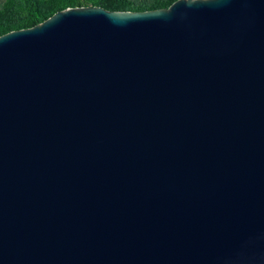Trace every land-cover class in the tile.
I'll return each instance as SVG.
<instances>
[{"label": "water", "instance_id": "water-1", "mask_svg": "<svg viewBox=\"0 0 264 264\" xmlns=\"http://www.w3.org/2000/svg\"><path fill=\"white\" fill-rule=\"evenodd\" d=\"M0 264H264V0L0 36Z\"/></svg>", "mask_w": 264, "mask_h": 264}, {"label": "trees", "instance_id": "trees-1", "mask_svg": "<svg viewBox=\"0 0 264 264\" xmlns=\"http://www.w3.org/2000/svg\"><path fill=\"white\" fill-rule=\"evenodd\" d=\"M178 0H0V36L29 29L68 8L101 7L111 12L167 9Z\"/></svg>", "mask_w": 264, "mask_h": 264}]
</instances>
